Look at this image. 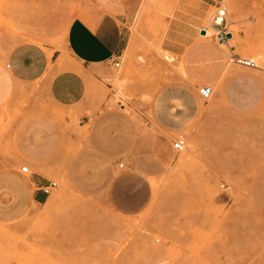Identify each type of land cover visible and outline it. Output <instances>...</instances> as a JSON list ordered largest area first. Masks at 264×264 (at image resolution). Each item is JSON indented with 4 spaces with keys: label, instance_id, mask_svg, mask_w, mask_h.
<instances>
[{
    "label": "rangeland",
    "instance_id": "obj_1",
    "mask_svg": "<svg viewBox=\"0 0 264 264\" xmlns=\"http://www.w3.org/2000/svg\"><path fill=\"white\" fill-rule=\"evenodd\" d=\"M215 1L127 0L119 21L129 41L120 65L111 66L104 107L132 116L149 134L145 152L159 154L161 167L150 173L124 164L123 188L108 200L80 194L50 174L57 185L44 203L0 215V264H264V0H224L232 32L227 44L212 24ZM63 9L59 0H0V52L23 40H60L68 25ZM209 27L216 31L201 37L200 29ZM202 42L221 52L217 65L202 66ZM231 50L258 66L228 63ZM177 60L185 76L175 69ZM171 82L193 88L199 110L186 128L163 134L150 104ZM203 83L214 91L207 100L197 92ZM14 85L8 93V78L0 80V99L8 93L0 100L4 210L12 203L3 180L32 177L12 131L34 105L56 113L65 128L81 121L37 86ZM176 137L185 140L182 151L172 148ZM21 164L32 173L20 172Z\"/></svg>",
    "mask_w": 264,
    "mask_h": 264
},
{
    "label": "crops",
    "instance_id": "obj_2",
    "mask_svg": "<svg viewBox=\"0 0 264 264\" xmlns=\"http://www.w3.org/2000/svg\"><path fill=\"white\" fill-rule=\"evenodd\" d=\"M59 3L68 17L61 39L50 42L42 37L41 41L23 40L7 46L0 52V80L8 78V93L16 83L37 86L39 94L43 92L54 106L80 113L81 121L65 128L56 113L34 105L33 114L12 131L21 149L20 158L34 169L32 173L28 166L31 182L15 175L7 181L1 179L8 184L12 204L7 210L0 208V215L21 214L32 201L44 203L50 192L45 193L42 186L53 180L50 174L62 176L63 182L80 194L108 200L113 198L111 192L123 188L124 164L150 173L161 167L159 154L145 152L151 143L146 137L149 134L139 130L132 116L104 107L103 94L113 83V60L120 59L129 41L119 21L127 0ZM226 35L221 39L225 44L232 32ZM197 48L204 57L203 67L220 61L221 52L210 43H199ZM176 70L185 76L181 62ZM198 110L195 91L183 82L160 86L150 104L152 118L163 134L186 128ZM149 181L154 187V178ZM120 208L123 213V206Z\"/></svg>",
    "mask_w": 264,
    "mask_h": 264
},
{
    "label": "built area",
    "instance_id": "obj_3",
    "mask_svg": "<svg viewBox=\"0 0 264 264\" xmlns=\"http://www.w3.org/2000/svg\"><path fill=\"white\" fill-rule=\"evenodd\" d=\"M227 8L224 3V0H216L214 2V10L211 12L212 24L217 28L216 35L218 40L225 38L227 33H231L227 27V18H226ZM228 63L239 64L247 67H256L257 62L254 58L243 56L238 52H230L226 58ZM120 65V59L117 56L113 60V66L118 67ZM199 96L203 100H207L211 97L213 88L210 84L203 83L197 88ZM172 147L176 151H180L185 146V140L182 137H176L172 140ZM121 165V163H119ZM21 172H29L28 165L23 164L20 166ZM57 185L56 180H49L42 186V190L45 193H49L52 188Z\"/></svg>",
    "mask_w": 264,
    "mask_h": 264
},
{
    "label": "bare ground",
    "instance_id": "obj_4",
    "mask_svg": "<svg viewBox=\"0 0 264 264\" xmlns=\"http://www.w3.org/2000/svg\"><path fill=\"white\" fill-rule=\"evenodd\" d=\"M216 31V29H215V27H209V28H206V29H204V31H203V35H201V37H208L209 35H211L212 33H214ZM206 32V33H205ZM230 37V36H229ZM179 65H180V62H179V60H177V61H175V64H174V67H175V69H177V68H179ZM257 66H258V64H257ZM213 88V87H212ZM213 94H214V91L212 92V95H211V97L213 96ZM114 101V100H113ZM185 147V146H184ZM184 147H183V149H184ZM182 149V150H183ZM182 150H180V151H182ZM153 184H154V181H153Z\"/></svg>",
    "mask_w": 264,
    "mask_h": 264
},
{
    "label": "water",
    "instance_id": "obj_5",
    "mask_svg": "<svg viewBox=\"0 0 264 264\" xmlns=\"http://www.w3.org/2000/svg\"><path fill=\"white\" fill-rule=\"evenodd\" d=\"M201 31H203V30H201ZM228 35H229V33H228Z\"/></svg>",
    "mask_w": 264,
    "mask_h": 264
}]
</instances>
